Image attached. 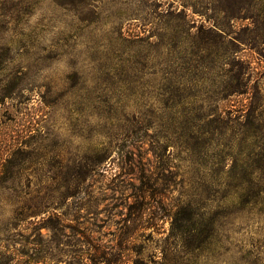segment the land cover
<instances>
[{
    "label": "rangeland",
    "instance_id": "rangeland-1",
    "mask_svg": "<svg viewBox=\"0 0 264 264\" xmlns=\"http://www.w3.org/2000/svg\"><path fill=\"white\" fill-rule=\"evenodd\" d=\"M232 8L0 0V264H264L258 207L230 213L218 189L220 176L243 172L223 157L218 119L259 101L264 126V53L233 60L219 41L250 23H231ZM238 60L256 98H223ZM192 197L219 220L202 252L173 235Z\"/></svg>",
    "mask_w": 264,
    "mask_h": 264
},
{
    "label": "trees",
    "instance_id": "trees-1",
    "mask_svg": "<svg viewBox=\"0 0 264 264\" xmlns=\"http://www.w3.org/2000/svg\"><path fill=\"white\" fill-rule=\"evenodd\" d=\"M227 1V0H225ZM257 0H230V3L235 5V8L227 13V18L231 23L236 21L249 20L248 24H241L238 30L226 32L222 30L219 33V41L221 47L225 49V54H229L233 60L237 59L243 49L259 50L264 53V0L262 6L252 10L251 4ZM225 10L223 9L222 12ZM237 46L231 50L230 47ZM238 69L236 78L231 82L225 81L224 84V99L233 95H245L253 92L255 98L259 94V82L251 85L247 70L249 65L238 60L231 63ZM264 67V66H263ZM230 72L232 69L229 70ZM261 77L264 78V71H261ZM259 101L251 103L249 107L236 110L237 113L228 114L218 119L220 138L219 146L223 147L224 158L242 161V176H220L218 178V189L222 192V209L227 208L230 213L233 209L241 207L242 209L252 210L258 207V212L264 217V176H254L253 174L264 170V126L263 114L260 111ZM231 111V110H230ZM233 112V111H232ZM257 123L255 130L243 129L236 130V125L246 128L248 125L253 126ZM212 135L210 131L203 132L202 137ZM242 135L238 139L237 136ZM216 140L217 139H212ZM249 146L247 152H244V147ZM238 149V151H236ZM235 164L234 167L235 168ZM234 169H231V172ZM229 171H225L228 174ZM214 183H204L206 202L212 200V187ZM195 192L192 196H197ZM196 197L183 202L175 213L174 222L179 229L173 234L183 242V246L188 245L190 251H205L210 249L212 242L217 238L220 231L217 216H211L212 212L209 204L205 206L203 213L198 207ZM238 209V208H237ZM211 212V213H210ZM219 217V216H218ZM177 222V223H176ZM221 227V225H220ZM181 229V230H180ZM17 253H23L16 249Z\"/></svg>",
    "mask_w": 264,
    "mask_h": 264
}]
</instances>
